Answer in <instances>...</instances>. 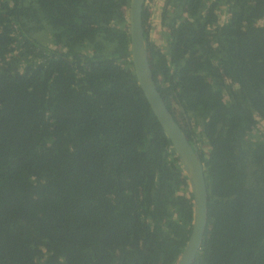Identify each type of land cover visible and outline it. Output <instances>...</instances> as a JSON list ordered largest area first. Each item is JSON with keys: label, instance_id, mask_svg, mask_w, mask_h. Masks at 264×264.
I'll return each instance as SVG.
<instances>
[{"label": "trees", "instance_id": "obj_1", "mask_svg": "<svg viewBox=\"0 0 264 264\" xmlns=\"http://www.w3.org/2000/svg\"><path fill=\"white\" fill-rule=\"evenodd\" d=\"M128 5L0 0V264H176L188 240L193 197L134 75ZM148 18L154 81L204 167L194 264H264V0H165L164 53Z\"/></svg>", "mask_w": 264, "mask_h": 264}, {"label": "water", "instance_id": "obj_2", "mask_svg": "<svg viewBox=\"0 0 264 264\" xmlns=\"http://www.w3.org/2000/svg\"><path fill=\"white\" fill-rule=\"evenodd\" d=\"M145 0H129L128 31L132 69L138 86L156 120L168 138L178 158L193 197V221L188 240L176 264H194L201 249L207 225V188L204 167L196 149L188 141L180 126L158 91L152 75L150 58L146 48L143 27V7Z\"/></svg>", "mask_w": 264, "mask_h": 264}, {"label": "rangeland", "instance_id": "obj_3", "mask_svg": "<svg viewBox=\"0 0 264 264\" xmlns=\"http://www.w3.org/2000/svg\"><path fill=\"white\" fill-rule=\"evenodd\" d=\"M164 4H165V0H146V2H145V8H147L148 13H149V18H148V21L146 23V30H147V34H148V39L150 42H152L153 44L158 46L162 50L163 53L167 52V47H168V44L164 38L162 22H161ZM171 12H172V17H173L174 13H173V11H171ZM168 17L171 18L170 15ZM226 17H227L226 10L222 9L220 12V15H219L220 22L223 23V21H225ZM256 24L259 26H261V25L263 26L264 25V18L258 20V22ZM171 113L173 114L174 119L179 124L183 125L180 110L175 104H171ZM260 134H264V121L259 119L257 121L254 134L252 135L253 140L254 141L258 140L257 138ZM196 136H197V131H195V138L197 139ZM197 146H198L199 150H205V148H206L204 142L201 141L200 139L197 140ZM187 185H188L187 193L188 192L191 193L188 181H187Z\"/></svg>", "mask_w": 264, "mask_h": 264}, {"label": "flooded vegetation", "instance_id": "obj_4", "mask_svg": "<svg viewBox=\"0 0 264 264\" xmlns=\"http://www.w3.org/2000/svg\"><path fill=\"white\" fill-rule=\"evenodd\" d=\"M145 2H146V0H145ZM144 5H145V3H144ZM126 15H127V24H125L124 28H127V30H128V9L126 10Z\"/></svg>", "mask_w": 264, "mask_h": 264}]
</instances>
